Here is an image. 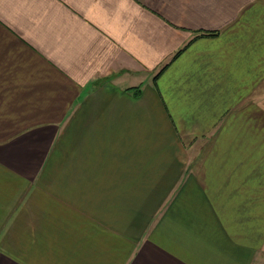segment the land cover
<instances>
[{
	"label": "crops",
	"instance_id": "crops-1",
	"mask_svg": "<svg viewBox=\"0 0 264 264\" xmlns=\"http://www.w3.org/2000/svg\"><path fill=\"white\" fill-rule=\"evenodd\" d=\"M263 256L264 0H0V264Z\"/></svg>",
	"mask_w": 264,
	"mask_h": 264
},
{
	"label": "rangeland",
	"instance_id": "rangeland-1",
	"mask_svg": "<svg viewBox=\"0 0 264 264\" xmlns=\"http://www.w3.org/2000/svg\"><path fill=\"white\" fill-rule=\"evenodd\" d=\"M262 263L264 264V256H263V258H262Z\"/></svg>",
	"mask_w": 264,
	"mask_h": 264
},
{
	"label": "trees",
	"instance_id": "trees-1",
	"mask_svg": "<svg viewBox=\"0 0 264 264\" xmlns=\"http://www.w3.org/2000/svg\"><path fill=\"white\" fill-rule=\"evenodd\" d=\"M209 35H213V34H209ZM215 35V34H214ZM138 90V89H137ZM137 93V92H136Z\"/></svg>",
	"mask_w": 264,
	"mask_h": 264
}]
</instances>
